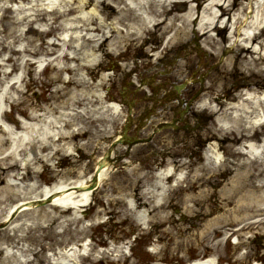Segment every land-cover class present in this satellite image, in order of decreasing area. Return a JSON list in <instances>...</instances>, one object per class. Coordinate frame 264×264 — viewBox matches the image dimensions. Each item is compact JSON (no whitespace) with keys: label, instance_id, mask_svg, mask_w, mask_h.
<instances>
[{"label":"bare ground","instance_id":"obj_1","mask_svg":"<svg viewBox=\"0 0 264 264\" xmlns=\"http://www.w3.org/2000/svg\"><path fill=\"white\" fill-rule=\"evenodd\" d=\"M18 1L27 0H0L2 4L0 11L9 9L10 4L5 6L8 2L17 3ZM115 3L122 4L118 6L119 10ZM28 5L20 4V7L16 8L17 17L14 21L18 26L12 28L8 23L9 28H4L5 33L2 38L6 40L5 37H7L11 40L4 45L9 54H5L6 56L0 61V73L3 74V80H1L3 91L0 93V101L3 96H6L9 102L19 100L15 95L21 92L19 89L26 80L27 69H31L35 61L42 62V59L33 60L31 57L33 53L53 54V57L49 59V65L53 64L56 68L59 64L61 71L69 72L77 66V71L94 72L95 66L100 64L99 51L107 40L110 46H113L105 50L106 55L110 56L112 51L122 55V44L125 41L131 43L133 40H139L152 26L161 25L163 34L172 31L153 53L155 56L171 44L179 40L183 41L189 34V27L194 21L192 28L195 32L207 33L212 30L204 42L215 41V34L220 35L215 31H224L220 28L223 23H225L224 28L230 29L227 38L233 41V47L250 53L252 47H248L253 45L251 41H256V47L260 48L258 49L260 59L264 62V54L261 53L262 48L264 49L262 36L264 34V1L247 0V2L232 3L229 0H52L50 2L31 0ZM26 7L29 11L25 12ZM183 7H187V10L179 11ZM219 10L221 13H218ZM116 11L117 15L109 21ZM117 23L123 26H117ZM23 25L28 29H22ZM1 32L3 30H0ZM49 34L54 35L55 38L49 41L44 39L39 44L35 43L39 40L38 36L44 37ZM222 37L226 39V36ZM230 51L241 57L246 66L250 64L248 59H245V55L238 54V50L234 51L232 48ZM165 57L168 58V54ZM72 60L79 63L74 62L75 65H71ZM116 65L119 68L122 67L120 64ZM254 65L257 70L263 69L256 61ZM40 78V75L35 76L37 81ZM67 83H76V78H69ZM235 97V102H226L222 106L212 103L210 98L203 99V104L207 106L206 104L209 103V108L214 111L216 120L222 125L219 133L214 134L212 137L214 140L210 141L206 149L205 162L195 165L191 178L186 181L190 174L183 169H178L180 166H174L176 160L165 159L167 167L154 174L155 179L150 186L128 200L130 214L137 220L144 223L142 220L145 219L147 205L148 208L153 206V209L161 210L162 205H158V200L165 196L168 190L175 191L174 184L166 185V182L174 179L177 187L180 182H187L186 186L181 187L186 199L199 201L201 194L208 191L200 190L193 194L188 190L193 189L198 183H206L214 178L217 168L226 164V159L222 158L225 154L221 152V148L225 152L230 148L238 149L236 151L238 155L254 156V159L250 156L249 159L251 164L258 166L255 172L257 182H247L245 172H236L229 178V188L223 190L222 187L221 190L216 191V194H219L222 201L226 203L230 202L228 197L238 200L241 205L234 206L236 213H239L236 211L239 209L246 215L248 213L255 216L264 214V198L258 200L253 194L264 189V91L247 88L241 90ZM47 99L49 107H44L43 112H40L39 104L24 102L21 111L25 117L21 126L16 117H10L0 111V182L3 180L4 183L0 185V208L3 201L12 197L17 199L11 203L4 216H0L4 221L8 220L0 229V242L5 240L9 248H18V253L13 252L6 257L8 264H41L43 260L38 257V251L33 252L32 248L27 247V243L23 241L24 237L26 239L31 232L41 229L45 232L55 231L57 226H64L67 220H84V217L69 218L68 214L71 213L72 208L76 211L81 209L91 198L90 187H84L80 191L78 188L80 185L89 184L90 178L75 184H73L74 181L66 180L49 184L40 179L39 163L48 162L57 154H66L75 137H82L88 133V131L73 129L70 109H62L60 114H56L55 100L57 98L53 94ZM119 107L117 104L113 105L116 113L120 111ZM13 120L17 122V125L11 123ZM220 138L224 139L220 140ZM226 141L230 142L226 143ZM219 143H224V146L218 147ZM88 144H90L89 141L85 146ZM109 168L110 166L100 172L98 187L107 178L106 173ZM68 173L69 170L66 169L64 174ZM136 183L139 185L138 181ZM206 184L209 185V182ZM246 188H249L251 193L248 196L242 194ZM50 193L54 196L52 202L42 206L30 205V201L45 199ZM186 199L184 202H187ZM153 202L155 204L152 205ZM18 205H22L23 208L15 216H10L11 211ZM43 207H48L49 210L45 213L40 212ZM124 220L126 218L122 221ZM223 231L215 228L214 235L210 231L202 235L203 244L197 251L200 253L212 249L215 253L214 256L206 259H196L193 264H215V255L220 251L218 246L220 241L214 240V237L222 234ZM87 249L88 245L84 243L83 251L87 252ZM123 251L124 249H121V252ZM30 252L35 256L29 254ZM80 255L77 245H71L62 250V263L72 264L71 261L75 262L76 258L81 257Z\"/></svg>","mask_w":264,"mask_h":264},{"label":"rangeland","instance_id":"obj_2","mask_svg":"<svg viewBox=\"0 0 264 264\" xmlns=\"http://www.w3.org/2000/svg\"><path fill=\"white\" fill-rule=\"evenodd\" d=\"M47 1L50 2L52 0ZM229 1L232 3L238 1L247 2V0ZM18 3L28 5L31 3V0L18 1L17 3L8 2L5 6L10 4L12 8L9 7L6 11H0V30H3L0 33V61L5 54H9L4 45L11 40V38L7 37H5L6 40L2 38L3 33H5L4 28L18 26L15 25L16 22L14 21L17 17L16 8L20 7ZM115 5L117 6V10H119V5L122 6V4L118 5L117 3ZM1 6L0 2V9ZM186 10L187 7H183L179 11L185 12ZM26 11H29L27 7ZM116 15L117 11L115 15L111 16L109 21H112ZM8 23H10L9 26ZM116 25L123 26V24L119 23ZM193 25L194 21L189 27V34L183 41L179 40L171 44L170 48L164 50V53L167 54L170 51L169 55L173 58L175 51L181 49L185 43L194 46L195 32L192 28ZM21 28L28 29L25 25L21 26ZM162 32L161 25L152 26L139 40H133L131 43L125 41L122 44L121 56H118V52L114 53L113 51L110 56L106 55L105 50H109L113 46H110L107 40L99 51L100 60H103L102 64L101 66H95L94 72L89 70L77 71V66L69 72L61 71L53 65H50L41 74L37 73L34 68L30 71L27 70L28 75L22 85L25 91H23L24 93L20 100H24L25 104L32 102L39 104V108L42 110L41 108L49 107L47 98L53 94L57 98L55 100V104L57 105L55 109L56 114H60L62 109H70L72 112L70 113V118L73 129L75 131H88L82 137H75L69 151L71 154H58L47 163H39L40 179L42 182L56 184L59 180H66L67 182L74 181L73 184H75L78 181L87 180L92 176L97 159L105 153L126 116L125 108L120 109L117 113L113 108L114 104L121 105L118 89L122 87V84L121 80L118 81L119 78L117 79L116 76L120 75L121 77L122 72L130 69L132 72L139 69L137 70L138 73L145 69V67L151 66L153 61L156 60L151 62V59H148V56L144 54H149L154 48L161 46L165 36L171 33L167 32L163 35ZM211 32L212 30L207 33H203L202 31L201 33L198 31L196 33L205 47L216 51L215 57L209 61L210 64H213L225 52V39L222 35H216L215 41L204 42L207 35ZM215 32L217 33L219 30ZM224 34L226 35L225 31ZM262 36L264 38V34ZM38 37L39 40L35 42L37 44L40 38H42L41 36ZM252 42L253 45L251 44L252 46L248 47H252L250 53L244 49L240 50L239 53L242 56L245 55V59H248L250 64L246 66L241 57L237 56L236 59V55L230 52L219 66V70H211L210 80L205 85L207 90L204 97L210 95L211 92H214L218 96H222L223 93L225 94L226 87L231 85L236 72H243L245 75L251 74V82L256 81L257 77H261V85L253 86L257 88L263 86L262 88H264V70H257L254 61L260 63L261 68H264V62L260 59L258 51L260 48L256 47L257 42ZM230 43L228 41L227 47L231 45ZM194 53L195 50L192 48V52L187 55L188 61H186L182 59L185 55V49H181L180 59L176 62L173 69L177 68V66L179 68L182 66L180 70H185L187 67H184V65L187 64L192 67L196 60V56L193 55ZM261 53L264 54L263 48ZM191 56H193L194 60H191ZM114 60L116 62L120 61L122 63L121 66L125 70L115 67ZM74 62L76 64L79 63L72 60L71 65H75ZM134 62L139 67H134L136 65ZM166 64L167 66L165 67L170 68V63ZM159 67L163 68L164 66ZM39 75L41 78L38 81L35 80V76ZM144 75L147 76L149 74ZM68 76L69 78H76V83H66L64 77ZM80 80H82V83H80ZM106 88H109V92ZM16 95L20 97L21 93ZM226 99L228 101V98ZM209 113L212 114L211 111ZM214 117L216 118L215 115ZM208 124L209 126H207ZM208 124L202 131L196 132L199 139H205L200 149L203 148V145L205 146L209 137L214 136L215 133H219L221 127L217 126L213 119L209 120ZM148 130L149 128L146 129V131ZM174 136L171 131H168V134L158 137L145 146H135L130 153H125L123 152L126 151L124 150L125 148L118 147L119 152L114 154L115 163L107 171V178L100 187L94 190L90 203L84 206V209L82 206L77 211L72 208L71 213L68 214L69 218L75 217L76 219H81V217H84L83 214L87 213L84 220H67L64 226H57L56 230L52 232H45L43 229L31 232L27 236L30 239L24 240L27 241L26 246L32 248L33 252L38 251V257L43 260L42 264H49L48 254L57 253V255H60V249L66 247L67 242L75 241L78 244L79 242H84V240L86 244L89 243L88 255L76 258L75 262L71 261L72 264H163L166 261L185 264L190 257V259L201 258L213 253L212 249L203 254L197 251L199 246L203 244L201 237L204 233L210 231L214 235L213 230L215 228L226 230L227 232H232L238 228L235 231L240 238L238 244L234 245L229 241L226 242L223 237L225 232L214 237V240L218 239L220 241L218 244L220 247V251H218L220 261L223 264L225 261L228 264H255V262H257L256 264H264V215L255 216L251 213L246 215L244 212L239 211V209L236 210L239 213H236L234 206L240 204L238 200L236 201L228 197L230 202L226 203L222 201L219 194H216L219 188L220 190L222 187L223 190L229 188V178L233 173L227 174V169L234 166H236L239 172H245L247 182H257L255 176L258 168L257 164L249 163L250 160L247 156H238V152H236L238 149L231 150L230 148L224 153L227 154L226 164L217 168L215 177L207 181L209 185L206 184L207 182L198 183L193 189L190 190L188 188V192L193 194L200 190L208 191L201 194L199 201L186 199L184 191L181 190L182 185H187L186 181H189L190 175L185 182H180L179 187L176 186L174 192L168 190L165 196L159 198L158 205H162L160 211L153 209V206L152 208H148L147 205L145 219L142 220L144 223H141L134 215L130 214V210L128 209L129 198L137 196L136 193L138 192L145 191L155 179L154 174L159 172L161 168L167 167L163 159H170L171 155H175L174 158L177 159V157L186 154L184 158H178L180 159L179 162L181 161L180 163L189 161V164H194L192 166H195V164L201 162L199 156H202V154L194 153L197 150L195 145L200 144L198 143V139H196L197 137L187 138L184 135H180L176 138ZM88 141L90 144L85 146ZM229 142L226 141V143ZM221 145L224 146L222 143ZM193 149L194 151H192ZM119 153L121 154L120 157H118ZM236 162L238 163L235 164ZM192 166L186 167V170L190 173H193ZM66 169L69 170L67 175L64 174ZM136 181H138L139 185H137ZM3 184L2 180L0 185ZM166 185H170V183L166 182ZM242 194L245 196L251 194L249 188L243 190ZM253 194L256 195L258 200L264 198V189H260ZM185 199L187 202H184ZM15 200L17 199L12 197L1 203L2 210L0 211V216H4V213ZM153 204L155 203L153 202ZM46 210H49V208L43 207L40 212L45 213ZM127 212L129 213L127 214ZM125 218L126 220L122 221ZM2 219L0 218V222H2ZM19 235L21 234L19 233ZM0 243H2L0 244V264H3L4 260L2 259L5 257L3 256L4 253L1 247L6 245V241L2 240ZM121 249H124V251L121 252ZM125 252L127 255L122 254ZM29 254L34 256L32 252Z\"/></svg>","mask_w":264,"mask_h":264},{"label":"flooded vegetation","instance_id":"obj_3","mask_svg":"<svg viewBox=\"0 0 264 264\" xmlns=\"http://www.w3.org/2000/svg\"><path fill=\"white\" fill-rule=\"evenodd\" d=\"M150 73H151V77H152V71ZM172 82L173 81L171 79L163 81L165 87L169 86ZM197 91H198V89L195 86H186L184 89L179 91V93H176V95H174L171 98L170 106L160 105L158 107L159 108V114H161L162 111H164L165 115L162 119L158 120V122H157L158 126H164L165 124H170V121H175L177 131L186 128L189 120L198 115V113L192 109V107H191L192 103L190 102L192 100V98L196 95ZM164 94L165 93H163L161 96H159V98L157 100V104H165L166 103L167 96H163ZM141 96H144V94H141V95L138 94L139 98H141ZM152 99H153V94H152V90H151L149 95H148L147 100L152 102ZM122 100L124 102H127V97L122 95ZM141 102H143V101H141ZM156 126L157 125H155L154 127L156 128ZM143 127L144 126H141L139 128H143ZM139 132H142V131H139Z\"/></svg>","mask_w":264,"mask_h":264},{"label":"water","instance_id":"obj_4","mask_svg":"<svg viewBox=\"0 0 264 264\" xmlns=\"http://www.w3.org/2000/svg\"><path fill=\"white\" fill-rule=\"evenodd\" d=\"M105 165L104 161L100 162V167L98 169L97 172H99V170ZM93 183L95 184L96 183V178L94 179Z\"/></svg>","mask_w":264,"mask_h":264}]
</instances>
